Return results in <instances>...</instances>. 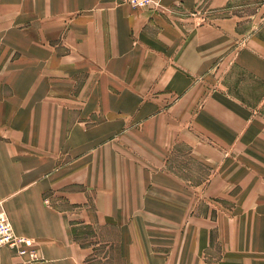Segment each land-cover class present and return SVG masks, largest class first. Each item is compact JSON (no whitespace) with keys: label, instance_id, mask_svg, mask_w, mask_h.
Listing matches in <instances>:
<instances>
[{"label":"crops","instance_id":"obj_1","mask_svg":"<svg viewBox=\"0 0 264 264\" xmlns=\"http://www.w3.org/2000/svg\"><path fill=\"white\" fill-rule=\"evenodd\" d=\"M0 206V264H264V0H0Z\"/></svg>","mask_w":264,"mask_h":264},{"label":"built area","instance_id":"obj_2","mask_svg":"<svg viewBox=\"0 0 264 264\" xmlns=\"http://www.w3.org/2000/svg\"><path fill=\"white\" fill-rule=\"evenodd\" d=\"M132 8L158 9L161 0H122ZM0 247L13 250L27 261L40 259L38 247L32 238L17 234L5 210L0 206Z\"/></svg>","mask_w":264,"mask_h":264},{"label":"rangeland","instance_id":"obj_3","mask_svg":"<svg viewBox=\"0 0 264 264\" xmlns=\"http://www.w3.org/2000/svg\"><path fill=\"white\" fill-rule=\"evenodd\" d=\"M97 241H98L97 239H94V240H92V243H94V244L96 243V244H97ZM98 246H99V245H97L96 248H97ZM98 248H99V247H98ZM93 258H95L94 261H98V252H94V253H93L92 259H93Z\"/></svg>","mask_w":264,"mask_h":264}]
</instances>
